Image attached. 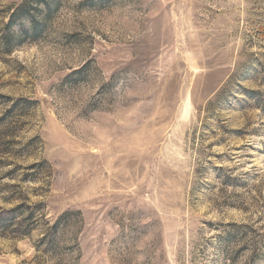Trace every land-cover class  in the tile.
Returning a JSON list of instances; mask_svg holds the SVG:
<instances>
[{
  "label": "rangeland",
  "instance_id": "rangeland-1",
  "mask_svg": "<svg viewBox=\"0 0 264 264\" xmlns=\"http://www.w3.org/2000/svg\"><path fill=\"white\" fill-rule=\"evenodd\" d=\"M7 111L0 264H264V0H0Z\"/></svg>",
  "mask_w": 264,
  "mask_h": 264
},
{
  "label": "trees",
  "instance_id": "trees-1",
  "mask_svg": "<svg viewBox=\"0 0 264 264\" xmlns=\"http://www.w3.org/2000/svg\"><path fill=\"white\" fill-rule=\"evenodd\" d=\"M15 18H16V13H14V14H12V17H11V20H10V22H9V24H8V26H12L13 24H14V22H15ZM30 22H31V25H32V27H33V30H34V32L36 33V31H37V29H38V27H37V25L33 22V21H31L30 20ZM11 37H9V36H7V37H5L4 38V40H5V46L7 47H12V44L9 42V39H10ZM9 48H8V50L7 51H9ZM13 114V112H8L7 111V113L6 114H4L1 118H0V129L3 127V124H4V122H6L7 121V119H8V117H10L11 115ZM0 218H1V216H0ZM0 229H2V226H1V223H0Z\"/></svg>",
  "mask_w": 264,
  "mask_h": 264
}]
</instances>
